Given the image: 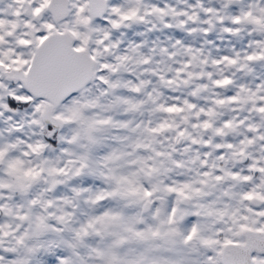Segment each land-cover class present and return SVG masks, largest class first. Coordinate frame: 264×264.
<instances>
[{"label":"snow or ice","instance_id":"1","mask_svg":"<svg viewBox=\"0 0 264 264\" xmlns=\"http://www.w3.org/2000/svg\"><path fill=\"white\" fill-rule=\"evenodd\" d=\"M0 264H264V0H0Z\"/></svg>","mask_w":264,"mask_h":264}]
</instances>
